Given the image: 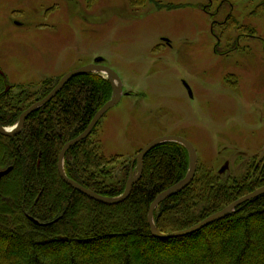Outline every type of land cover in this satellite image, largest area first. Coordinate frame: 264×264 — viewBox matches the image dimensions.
Segmentation results:
<instances>
[{
	"label": "rangeland",
	"instance_id": "rangeland-1",
	"mask_svg": "<svg viewBox=\"0 0 264 264\" xmlns=\"http://www.w3.org/2000/svg\"><path fill=\"white\" fill-rule=\"evenodd\" d=\"M97 57L124 88L91 135L100 154L121 157L108 180L122 178V162H131L129 177L136 174L134 157L167 135L194 144L200 175L242 179L251 164H264V0H0V68L13 98L22 85L42 96V81ZM18 196L9 186L0 202L13 205ZM84 204L78 217L86 226L92 208ZM130 247L137 262L154 255ZM107 248L121 260V251ZM92 253L79 249L88 262Z\"/></svg>",
	"mask_w": 264,
	"mask_h": 264
},
{
	"label": "trees",
	"instance_id": "trees-1",
	"mask_svg": "<svg viewBox=\"0 0 264 264\" xmlns=\"http://www.w3.org/2000/svg\"><path fill=\"white\" fill-rule=\"evenodd\" d=\"M131 1L147 5L151 0ZM58 80L42 81L45 87L39 97L38 91L18 86L22 90L15 99L13 89L5 92L7 80L0 74L1 123L7 126L18 121L27 108L50 93ZM112 96V84L103 74H80L50 102L32 112L18 135L0 133V170L12 167L2 177L0 191L13 185L19 191L13 205L0 202V264H264V194L193 234L170 239L152 234L150 205L189 170V152L180 143L165 142L151 149L144 158L141 178L120 203L97 201L61 177L58 160L62 147L86 130ZM91 135L67 152L65 171L98 193L119 196L125 190L131 162H122L124 175L120 180H108L121 157L100 154ZM231 179L208 169L200 175L198 169L189 186L159 204L154 213L158 229L170 233L192 227L262 187L264 164H251L242 179ZM85 201L92 208L86 226L78 217ZM85 207L89 209L87 204ZM119 218H126V222L120 223ZM131 244L139 246L144 254L154 255H144L137 262ZM23 246L30 248L27 258L20 252ZM110 246L117 250L115 253L121 251L120 261L107 250ZM79 249L93 252L86 257L89 262L79 256ZM99 249L103 253L98 255Z\"/></svg>",
	"mask_w": 264,
	"mask_h": 264
},
{
	"label": "water",
	"instance_id": "water-1",
	"mask_svg": "<svg viewBox=\"0 0 264 264\" xmlns=\"http://www.w3.org/2000/svg\"><path fill=\"white\" fill-rule=\"evenodd\" d=\"M90 72H100L106 76V78L111 82L113 87V96L112 98L106 102L94 115L93 119L91 120L90 124L86 128V130L81 133L79 136L73 138L72 140L65 143V145L62 147L59 155L58 160V169L60 172L61 177L70 185H72L75 189L79 190L80 192L84 193L85 195L100 201L102 203L106 204H116L124 201L129 197L131 194L134 185L137 183V181L141 178L143 174L144 169V158L146 154L153 149L155 146L165 143V142H177L185 146L189 152V159H190V166L189 170L186 174V176L176 184L172 185L168 189L161 192L155 200L150 205L149 209V224L151 227L152 234L158 238L162 239H170V238H176L181 236H186L193 234L195 232L200 231L204 227L210 225L213 222H216L218 220H221L230 214H232L238 206L241 204L261 195L264 194V185L262 187H259L258 189L254 190L251 193H248L247 195H244L243 197L235 200L228 206L224 207L223 209L213 213L212 215L206 217L204 220L200 221L199 223L193 225L192 227L170 232V233H164L160 231L155 223L154 219V213L156 208L159 206L160 203H162L164 200L170 198L174 194L179 193L184 188L190 185V183L193 181L195 174L197 172L198 168V154L197 150L194 146V144L186 139L185 137L179 136V135H167L163 137H159L152 142H150L146 147H144L133 159V166L136 163L137 164V170L136 174L131 173L130 177L127 180L126 187L124 192L116 197L112 196H106L101 193L96 192L95 190L88 188L84 186L83 184L79 183L78 181L70 178L66 171H65V156L67 152L76 144L81 142L82 140L88 138L95 127L98 125V123L101 121V119L107 114V112L118 105L122 99L124 89H123V81L120 77V75L111 67L104 64V58L103 57H97L93 63L86 64L82 67H79L77 69H74L72 71H69L68 73L64 74L57 84L54 86V88L48 93L45 97L40 99L39 101H36L33 105H31L29 108H27L19 117L18 122L12 126V127H6L4 126L0 121V133L5 136H16L18 135L29 117V115L34 112L35 110L39 109L40 107L44 106L48 102H50L66 85V83L72 79L73 77L84 74V73H90ZM0 73L4 74L3 70L0 69ZM189 90L190 87L188 86ZM9 89V87H8ZM191 91V90H190ZM12 170V167H9L4 170H0V182L4 175L8 174ZM33 219V218H32ZM35 222L40 223L38 220L34 219Z\"/></svg>",
	"mask_w": 264,
	"mask_h": 264
},
{
	"label": "flooded vegetation",
	"instance_id": "flooded-vegetation-1",
	"mask_svg": "<svg viewBox=\"0 0 264 264\" xmlns=\"http://www.w3.org/2000/svg\"><path fill=\"white\" fill-rule=\"evenodd\" d=\"M210 4V3H209ZM207 11V10H206ZM207 13L209 14V15H211V11H207ZM16 23H20V22H16ZM216 23H212V31H213V33H214V25H215ZM214 35H216V34H214ZM216 38H218V40L220 39L217 35L215 36Z\"/></svg>",
	"mask_w": 264,
	"mask_h": 264
},
{
	"label": "crops",
	"instance_id": "crops-1",
	"mask_svg": "<svg viewBox=\"0 0 264 264\" xmlns=\"http://www.w3.org/2000/svg\"><path fill=\"white\" fill-rule=\"evenodd\" d=\"M132 90V89H131Z\"/></svg>",
	"mask_w": 264,
	"mask_h": 264
}]
</instances>
